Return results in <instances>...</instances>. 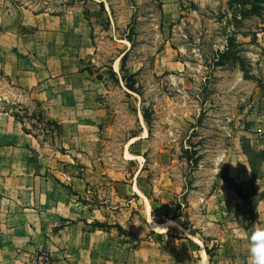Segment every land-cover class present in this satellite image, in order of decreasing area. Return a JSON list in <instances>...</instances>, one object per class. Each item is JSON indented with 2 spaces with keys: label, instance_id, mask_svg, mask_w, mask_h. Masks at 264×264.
Segmentation results:
<instances>
[{
  "label": "rangeland",
  "instance_id": "obj_1",
  "mask_svg": "<svg viewBox=\"0 0 264 264\" xmlns=\"http://www.w3.org/2000/svg\"><path fill=\"white\" fill-rule=\"evenodd\" d=\"M9 2L89 22L82 61L114 119L93 160L0 76V110L40 145L16 172L41 177L34 195L0 192V264H118L138 247L243 264L264 228V0Z\"/></svg>",
  "mask_w": 264,
  "mask_h": 264
},
{
  "label": "crops",
  "instance_id": "obj_2",
  "mask_svg": "<svg viewBox=\"0 0 264 264\" xmlns=\"http://www.w3.org/2000/svg\"><path fill=\"white\" fill-rule=\"evenodd\" d=\"M9 5L0 10V74L13 88L34 94L43 118L58 124L63 147L94 160L103 144L101 129L112 124L114 113L100 101L104 87L82 61L92 45L88 21L71 14L45 17ZM36 145L40 147L36 137L12 112L0 110V192L8 187L15 191L22 183L19 189L35 194L39 171L32 172L28 164L24 172L16 170L22 158L38 152ZM119 254L124 260L118 264H176L163 248L138 247ZM243 264H251L250 257Z\"/></svg>",
  "mask_w": 264,
  "mask_h": 264
},
{
  "label": "clouds",
  "instance_id": "obj_3",
  "mask_svg": "<svg viewBox=\"0 0 264 264\" xmlns=\"http://www.w3.org/2000/svg\"><path fill=\"white\" fill-rule=\"evenodd\" d=\"M251 264H264V228L256 227L247 236Z\"/></svg>",
  "mask_w": 264,
  "mask_h": 264
},
{
  "label": "trees",
  "instance_id": "obj_4",
  "mask_svg": "<svg viewBox=\"0 0 264 264\" xmlns=\"http://www.w3.org/2000/svg\"><path fill=\"white\" fill-rule=\"evenodd\" d=\"M99 5L101 6L102 9L104 8V7H103L104 5H103L102 2H100ZM88 23H89V22H88ZM223 54H224V53H221L220 55L223 56ZM112 73L115 74L114 71H112ZM115 75H116V74H115ZM0 76L3 77V78L6 80L8 86H10V87H12V88L14 87L13 85H11V82L8 81V80L6 79V77H4L2 74H0ZM14 89H15V88H14ZM13 105H17V106L22 107V105H21L19 102L16 103V104L13 103ZM38 108H39V105H38ZM39 113H40V115H41L42 120L45 122L46 120L43 118L40 108H39ZM12 115L14 116L15 119L19 120V121L23 124V126H24V122H23V120L18 116L17 113H12ZM143 118H144L145 121H147V115H146L145 113H143ZM46 122H50V121H46ZM50 123H53L54 125H56V126H57V129H58V124H56L55 122H50ZM24 130H25L26 132H28V133H31V132H30L25 126H24ZM153 233H154V232H153Z\"/></svg>",
  "mask_w": 264,
  "mask_h": 264
},
{
  "label": "bare ground",
  "instance_id": "obj_5",
  "mask_svg": "<svg viewBox=\"0 0 264 264\" xmlns=\"http://www.w3.org/2000/svg\"><path fill=\"white\" fill-rule=\"evenodd\" d=\"M116 66V65H115ZM153 225H155V224H153ZM151 226H152V224H151ZM153 227V226H152ZM156 228H157V226H155ZM162 227V226H161Z\"/></svg>",
  "mask_w": 264,
  "mask_h": 264
}]
</instances>
